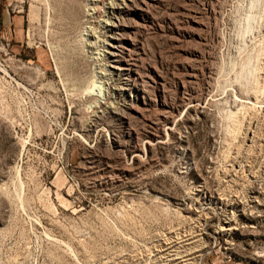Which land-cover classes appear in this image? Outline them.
<instances>
[{"label": "rangeland", "instance_id": "rangeland-1", "mask_svg": "<svg viewBox=\"0 0 264 264\" xmlns=\"http://www.w3.org/2000/svg\"><path fill=\"white\" fill-rule=\"evenodd\" d=\"M248 1L31 0L26 57L0 49V264H264Z\"/></svg>", "mask_w": 264, "mask_h": 264}, {"label": "crops", "instance_id": "crops-1", "mask_svg": "<svg viewBox=\"0 0 264 264\" xmlns=\"http://www.w3.org/2000/svg\"><path fill=\"white\" fill-rule=\"evenodd\" d=\"M26 15L24 12L10 10L5 0H0V43L8 41V46L21 51L26 42L25 37Z\"/></svg>", "mask_w": 264, "mask_h": 264}, {"label": "built area", "instance_id": "built-area-1", "mask_svg": "<svg viewBox=\"0 0 264 264\" xmlns=\"http://www.w3.org/2000/svg\"><path fill=\"white\" fill-rule=\"evenodd\" d=\"M96 0H86L85 5V16L83 20L88 19L96 14V9L99 5L95 2ZM6 6L13 11L26 12L28 14L31 0H5ZM26 9V11H25ZM85 33V32H84ZM8 46V41L0 43V49L3 50Z\"/></svg>", "mask_w": 264, "mask_h": 264}, {"label": "bare ground", "instance_id": "bare-ground-1", "mask_svg": "<svg viewBox=\"0 0 264 264\" xmlns=\"http://www.w3.org/2000/svg\"><path fill=\"white\" fill-rule=\"evenodd\" d=\"M257 2H258V0H249L248 1V8H252L251 6H254V5H256L257 4ZM246 16H244V17H242L243 19H241V21H240V24H239V28H237L238 29V32H237V30H236V34H239V35H242L243 36V34H247V30L248 29H250L252 26L251 25H253V21H252V19H254V15H253V13H247V14H245ZM251 31V30H250ZM235 36H237V35H235ZM238 38V37H237ZM236 38V39H237ZM244 42V41H243ZM239 44V43H238ZM237 44V45H238ZM112 47H114V46H112ZM107 53H109L110 55H112V56H115L116 55V51L115 50H112V51H109L108 50V52ZM249 59V58H248ZM250 65V64H249ZM115 67H117V65L115 66ZM245 77V76H244ZM241 79H242V77H241ZM245 97V96H244ZM246 98V97H245ZM246 101V100H245ZM191 102V101H190ZM192 103V102H191ZM195 105V104H194ZM197 105V104H196ZM187 106V105H186ZM194 108H195V106H193ZM199 107V106H198ZM200 110H201V107H200ZM147 142H150V140H148ZM136 155L137 154V152H134L133 153V155Z\"/></svg>", "mask_w": 264, "mask_h": 264}, {"label": "trees", "instance_id": "trees-1", "mask_svg": "<svg viewBox=\"0 0 264 264\" xmlns=\"http://www.w3.org/2000/svg\"><path fill=\"white\" fill-rule=\"evenodd\" d=\"M25 48L26 47L24 46V48L21 51L17 52V54L20 55V56H25L26 57V55H25Z\"/></svg>", "mask_w": 264, "mask_h": 264}]
</instances>
